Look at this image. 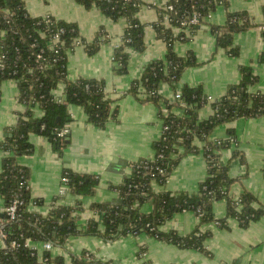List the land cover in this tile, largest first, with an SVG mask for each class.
<instances>
[{"label": "trees", "instance_id": "trees-1", "mask_svg": "<svg viewBox=\"0 0 264 264\" xmlns=\"http://www.w3.org/2000/svg\"><path fill=\"white\" fill-rule=\"evenodd\" d=\"M76 1L87 10L98 8L113 21H126L112 57L114 74H127L130 51L142 53L146 48V24L141 23L138 17L142 0ZM168 5L172 6L171 10H168ZM218 6L225 8V22L221 25L207 22V17ZM228 8V0H167L158 9V20L152 28L156 38L165 43V55L150 62L128 89V94L138 96V89L142 87L145 96H138L139 101L154 104L162 121V132L154 144V158L131 163L129 175L118 185H109L117 193L119 203L91 204L89 209L95 218L83 225L81 213L85 211L84 206L65 203L64 196L57 195L44 215L30 211L33 204L43 205V202L31 197L30 171L18 164V158L32 151L30 135L33 133L48 137L57 151L65 147L67 134L60 137L58 133L72 120L69 105L82 107L87 121L99 128H104L110 118L116 117L117 111L112 107L115 99L107 96L104 80L79 78L72 81L67 76L68 54L74 47L83 45L88 55H95L102 44L109 43L111 39L100 27L93 40L87 41L76 23L52 16L46 19L32 17L27 13L26 0H0V30L6 31L5 38L0 40V62L4 65L0 70V85L5 80L15 81L24 104V111L18 115L16 124L7 129L6 137L0 142V150L5 153L0 172V196L5 207L14 200L19 201L16 218L11 220L6 215L2 218L7 239L6 247H0V264H38L40 257L46 259L45 264H111L96 259L86 250L67 258L47 251L39 254L28 245V241L50 242L63 250L72 236H97L105 241H116L126 235L145 234L178 248L196 249L210 257L204 241L211 233L202 231L204 225L215 223L219 228H228L229 220L234 219L240 227L247 228L264 216V207L252 193L243 191L238 197L230 194L231 186L241 179L230 176L232 162L238 159L246 163L243 152L239 150L236 132L229 129L225 139H210L217 126L264 116V93L251 92V87L259 81L258 76L252 67L241 65L239 83L229 86L220 99L208 101L202 87L180 84L182 73L198 65L195 56L192 53L179 56L174 50L177 41L187 42L192 36L184 32L182 23L189 22L194 14H198L199 24L190 25V34H194L200 25L208 24L215 38L216 51L219 49L231 57L238 56L239 48L234 46V37L254 24L246 12H231ZM5 9L11 15H6ZM165 16H168V24L164 22ZM261 28L264 42V22ZM55 33L59 34L62 45L57 44L51 50L49 42ZM258 62L264 64V52ZM163 84H168L175 94L180 92L179 97L172 102L164 98L160 92ZM56 95H64L65 101H57ZM181 102L186 106L182 107ZM207 104L212 113L201 119L199 110ZM34 107L42 110L41 118L34 117ZM175 109H182V115L175 114ZM226 150H231V156L223 162ZM191 154H201L206 162V176L197 191L173 192L164 188L160 192L155 191L154 184L165 187L172 170L182 158ZM62 178L68 180L69 194L73 196L91 197L100 184L98 176L80 175L70 169H63ZM219 200L226 202V215L217 219L213 205ZM148 203L152 206L151 211L144 213L142 208ZM184 211L198 219L190 234L180 236L175 231L159 230L174 214ZM12 242L16 245L12 246ZM146 250L140 247L138 255L143 256ZM143 264L151 263L144 261Z\"/></svg>", "mask_w": 264, "mask_h": 264}, {"label": "crops", "instance_id": "crops-1", "mask_svg": "<svg viewBox=\"0 0 264 264\" xmlns=\"http://www.w3.org/2000/svg\"><path fill=\"white\" fill-rule=\"evenodd\" d=\"M229 11L246 12L254 26L234 37V46L239 48V55L231 57L223 50L217 49L215 38L208 24H202L187 42L177 41L174 50L177 55L192 53L195 67L187 68L181 76L180 84L190 87H202L207 98L220 99L229 86L239 83V67L250 66L259 81L251 87V92L264 93V64L259 63L260 54L264 52L261 24L264 22V0H228ZM143 6L138 14L145 26V45L142 53L130 51L128 73L115 75L113 72V49L119 42L126 26V21H113L98 8L89 10L76 0H27V8L33 17L52 16L69 23H76L80 33L87 41H92L102 27L110 37L109 43L102 44L95 55H88L83 45H78L68 54L67 76L76 81L79 78L102 79L106 83V94L115 99L112 107L116 117L110 118L104 128H99L87 121L84 109L69 105L71 121L66 128V145L57 151L56 146L44 135H30L32 151L18 158V164L30 171V195L39 199L43 205L30 207V211L42 215L48 212V205L57 197L61 187L63 169H70L80 175H96L100 184L96 193L89 196L68 197L70 204H81L85 211L81 213V223L86 225L95 218L89 209L93 203L117 205L118 195L109 188L118 185L130 173V164L139 160H152L155 155L154 144L162 132V121L158 118L154 104H143L138 96L124 95L133 80L141 76L144 68L153 60L161 59L166 52L165 43L156 38L152 24L158 20V9L167 0H142ZM225 8L218 6L216 11L206 19L211 24L221 25L225 22ZM160 92L169 101L175 100V93L168 84L160 87ZM24 111V104L19 97L15 81L5 80L0 85V142L6 137L7 129L16 124L18 115ZM178 114V109L174 110ZM34 117L41 118L43 112L34 107ZM212 113L209 104L199 110L201 119ZM229 129L236 132L239 150L243 152L246 163L235 159L230 168V176L241 177L230 188V194L238 197L243 191L254 195L257 202L264 207V116L254 119H238L231 124L217 126L210 139L221 140L227 137ZM68 140V141H67ZM5 153L0 150V172ZM231 150L223 152L222 161L227 162ZM206 176V162L201 154H191L181 159L172 170L166 186L154 185L160 192L197 191L199 183ZM243 176V177H242ZM4 200L0 196V214L4 215ZM151 204H145L144 213L151 211ZM213 212L217 219L226 215V202H214ZM198 219L190 212L174 214L165 221L159 230L175 231L180 236L190 234ZM203 232L211 236L204 241L210 257L196 249L178 248L154 237L141 234L126 235L116 241H105L97 236H72L68 238L64 250H55L52 255H79L82 251L94 254L96 259L111 264H264V216L252 222L247 228L229 220L228 228H219L215 223L202 227ZM41 248V243L35 244ZM140 247L146 253L138 255Z\"/></svg>", "mask_w": 264, "mask_h": 264}, {"label": "built area", "instance_id": "built-area-1", "mask_svg": "<svg viewBox=\"0 0 264 264\" xmlns=\"http://www.w3.org/2000/svg\"><path fill=\"white\" fill-rule=\"evenodd\" d=\"M45 1V0H44ZM167 8H168V10H171L172 9V6L171 5H168L167 6ZM26 9H27V13L30 15V13H29V11H28V8H27V0H26ZM4 13L6 14V15H11V12L8 10V9H5L4 10ZM30 16H32V15H30ZM33 17V16H32ZM48 16H46V17H42L43 19H46ZM209 17V16H208ZM208 17H207V19H208ZM164 22H165V24H168V16H165V20H164ZM199 24V15L198 14H194L193 15V17H192V19L189 21V22H183L182 23V25H184L185 26V28H184V32L186 33V34H188V35H192V34H190L191 32H190V25H198ZM263 28H261V30H262ZM59 33H61V31H59ZM43 34V33H42ZM44 35V34H43ZM5 36H6V31L5 30H0V40H3L4 38H5ZM57 44H60V45H62V43L60 42V39H59V34L58 33H55V34H53L52 36H51V40H50V42H49V45H50V49L51 50H53V49H55V47L57 46ZM59 47V46H58ZM56 51V50H55ZM37 59L39 60L40 59V55L37 57ZM4 68V65H3V63L2 62H0V70H2ZM144 89L142 88V87H139V89H138V96L139 97H144L145 96V94H144ZM124 95H129L128 94V91L124 94ZM179 95H180V92H178V94H175V100H176V98L177 97H179ZM55 99L57 100V101H60V102H62V101H65V96L64 95H62V96H59V95H56L55 96ZM208 101H212V99L211 98H208ZM181 104V106L182 107H185L186 105H185V103H183V102H181L180 103ZM178 115H182V109H178ZM166 128L164 127V130H165ZM64 135H66V129H64V130H61L59 133H58V136H60V137H62V136H64ZM61 187H60V189H59V193H58V196H60V197H65L66 198V200H65V203H68L67 202V199H68V197H70L71 195L69 194V188H68V180L66 179V178H62L61 179ZM155 185V184H154ZM18 204H19V201L18 200H14L9 206H7L6 208H5V210H4V214L9 218V219H11V220H13V219H15L16 218V212H17V207H18ZM32 206H35L34 204L32 205ZM49 211V210H48ZM6 239H7V235H6V232L4 231V221L2 220V218H0V247H2V248H4V247H6V243H5V241H6ZM37 243H41V248L40 247H38V246H36L35 244H37ZM11 245L12 246H15L16 245V243L15 242H12L11 243ZM28 245H29V247L32 249V250H34V251H36V252H38L39 254H41L42 252H44V251H47V252H51L52 254H53V252L55 251V250H57V248H55L53 245H52V243H50V242H32V241H28ZM65 246H66V244H65ZM65 246H64V248H65ZM59 250V249H58ZM64 250V249H63ZM44 260H46V259H42V257H40L39 258V260H38V264H45L44 262Z\"/></svg>", "mask_w": 264, "mask_h": 264}, {"label": "water", "instance_id": "water-1", "mask_svg": "<svg viewBox=\"0 0 264 264\" xmlns=\"http://www.w3.org/2000/svg\"><path fill=\"white\" fill-rule=\"evenodd\" d=\"M68 141V140H67ZM3 217H5V214L3 215V214H0V218H3Z\"/></svg>", "mask_w": 264, "mask_h": 264}]
</instances>
